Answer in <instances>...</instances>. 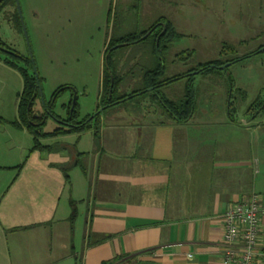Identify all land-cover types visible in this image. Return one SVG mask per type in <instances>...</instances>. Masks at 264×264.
<instances>
[{"label": "rangeland", "instance_id": "374dc122", "mask_svg": "<svg viewBox=\"0 0 264 264\" xmlns=\"http://www.w3.org/2000/svg\"><path fill=\"white\" fill-rule=\"evenodd\" d=\"M16 1L21 6L29 43L15 20L16 7L13 4H9L6 11L0 14V37L23 57H29L30 63L6 53L0 54V264L31 262L32 254L36 253L29 247L37 243V239L44 238L45 243L48 242L47 231L46 236L43 234L38 238V231L31 228L39 225L40 220L48 224L66 213L71 201V177L82 184L85 180L81 165L73 166L75 171L69 170V180L62 172L63 185L57 180L60 181V177L42 168L52 161H62V157L60 154H50L46 149L35 148L34 135L16 123L18 93L24 86L20 69L33 71L35 66L41 78V99L37 100L36 108L42 110L58 87L69 86L71 89L61 91L54 105L55 113L67 114L65 107L74 92L79 118L93 114L101 104L105 49L112 33L123 34L122 29L142 30L161 16H167L184 34L173 43L164 77L184 74L209 60H230L251 54L246 60L229 65L222 75L195 74L197 107L192 118H229L228 75H232L233 115L237 125L243 126V155L250 154L252 150L260 153L257 177L264 188V135L259 139V134L264 133V113L261 112L254 121L258 128L250 129L244 124L247 120L253 121L252 111L247 108L256 98L264 97V51L260 52L261 46L264 48V0ZM144 45L125 46L116 52L128 50L133 55H141ZM182 50L186 51L181 53ZM144 55L142 59H131L127 64V57L122 60L120 70L127 73L116 96L143 86L148 68L145 61L150 56ZM9 61H13L15 66ZM189 82L187 77L173 81L162 87V93L170 99H181ZM245 90L247 96L243 100ZM140 100V97H136L104 107L101 118L107 119V136L112 129L118 128L112 127L114 124L109 123L108 118H167L160 116L164 108L159 103H152L151 107L156 112L151 116L150 109L144 111V102L149 101L145 100L140 105ZM58 121L49 115L45 130L52 131L59 125ZM119 130L122 129L116 132ZM93 138L94 131L89 130L40 137V143L55 148L64 147L65 143L67 147L61 151L70 156L74 155V151L90 149ZM109 143L105 139L102 146L107 148ZM57 205L59 212L55 214L53 212ZM80 222L79 218L77 227H80ZM20 246L21 250H14Z\"/></svg>", "mask_w": 264, "mask_h": 264}, {"label": "crops", "instance_id": "0c3cea01", "mask_svg": "<svg viewBox=\"0 0 264 264\" xmlns=\"http://www.w3.org/2000/svg\"><path fill=\"white\" fill-rule=\"evenodd\" d=\"M144 104L153 116L152 104ZM228 114L227 120L186 122L164 110L160 116L167 118H108L118 127L108 136L102 118L101 146L108 139L107 148L95 149L93 140L90 149L74 155L61 151L65 143L49 152L62 161L42 168L60 177L61 185L62 170L54 164L65 163L73 171L78 158L86 167L83 184L71 177L69 197L78 212L72 221L70 201L55 221L40 220L32 227L38 238L47 231L48 242L37 239L29 247L36 254L23 264H101L122 254L129 259L122 264H239L225 259L223 214L264 188L257 177L260 153L243 155V126ZM255 120L244 124L256 129ZM259 245L264 248V220Z\"/></svg>", "mask_w": 264, "mask_h": 264}, {"label": "trees", "instance_id": "16d2710c", "mask_svg": "<svg viewBox=\"0 0 264 264\" xmlns=\"http://www.w3.org/2000/svg\"><path fill=\"white\" fill-rule=\"evenodd\" d=\"M9 4L15 5V20L22 30L23 27L15 0H0V13ZM122 30L123 34L118 32L112 33L106 43L105 59H107V61L105 60L104 73L100 87L101 104L99 105L98 110L102 107L108 108L111 105H115L117 103L116 101L120 103L119 100L121 99L126 101L140 97L141 100L138 102L140 105H143L142 102L145 100L149 101V105L157 102L164 108V111L169 117L175 118L179 122H186L189 118L194 116L197 107L194 87L195 74L200 73L205 76L210 74L222 75L221 73L224 72L225 69H228V67L223 68L222 70L219 66L225 64V62L230 61V63L233 64L236 61H244L251 56L250 54H245L242 57L230 60H209L195 68H191L184 74L181 73L164 77L167 69L166 62L168 57H170L173 43L176 40H180L184 34L178 31L175 24L169 20L167 16H161L152 25L139 31ZM138 43H144L145 45L142 47L141 52L145 55H150L145 61V67L148 68L144 74L143 86L131 91L130 93L116 96V93L119 92L121 83L125 79V74L127 73H122L120 70L122 60L127 57L125 63L127 64L131 59H136L138 61V59H142L141 57L143 56V54L133 55V53L128 50L123 52L116 51L119 48L125 46L130 47ZM185 51L186 50H182L181 53H184ZM1 53L15 56V59L25 60L30 63L29 57H23L19 52L7 45L0 37V54ZM178 55H180V53H178ZM9 63H11L12 66H15L13 61H9ZM20 70L23 75L24 86L22 91L18 93V120L16 123L18 126L28 129V131L34 135L35 148L46 149L48 152L58 151L60 149L59 147L55 148L50 145H42L40 143V137L81 133L88 130L94 131L95 149L101 148V113L96 115V118H90L92 115L91 113L87 114L83 118H79L78 102L73 98L74 92H72L73 95L68 104H66L68 116L66 118H62V116L56 114L54 111V105L56 104L58 97L61 95V91L69 89V86L58 87L53 92L51 100L44 104L42 110L36 108L37 100L41 99V93L34 68L33 71L27 68H21ZM184 77H187L190 82L186 86L183 98L174 100L166 97V95L162 93L163 86ZM228 80L230 83L229 88H233L232 75H228ZM246 96L247 92L245 90L243 91V100L246 99ZM74 101L75 104L73 106ZM230 105V115L234 118L233 110L235 109V106L232 99L230 101ZM49 115H52L56 120H64L66 123L60 122L59 125H57L52 131H46L45 127ZM74 164H80L78 158ZM54 165L61 169L66 179L69 180L70 166L65 163H57ZM81 167L86 173L85 165H82ZM71 207L72 213L70 219L73 221L78 212L76 200H71ZM124 257H126V255L122 254L112 259L105 260L101 264H122L125 261H129V259L123 260Z\"/></svg>", "mask_w": 264, "mask_h": 264}, {"label": "built area", "instance_id": "2783aa9c", "mask_svg": "<svg viewBox=\"0 0 264 264\" xmlns=\"http://www.w3.org/2000/svg\"><path fill=\"white\" fill-rule=\"evenodd\" d=\"M264 220V193H252L237 201L223 214L224 243L227 262L264 264V248L260 247V230Z\"/></svg>", "mask_w": 264, "mask_h": 264}, {"label": "flooded vegetation", "instance_id": "af4514ba", "mask_svg": "<svg viewBox=\"0 0 264 264\" xmlns=\"http://www.w3.org/2000/svg\"><path fill=\"white\" fill-rule=\"evenodd\" d=\"M6 11V8L5 9H3V11L0 13V14H2V13H4ZM262 48H263V46H261ZM264 51V50H263ZM263 51H260V52H263ZM251 55V54H250ZM226 63H230V62H226ZM225 63V64H226ZM225 64H223V65H225ZM223 65H221V66H223ZM229 65H231V63L229 64ZM228 65V66H229ZM221 66H219V68L221 67ZM228 66H226V67H228ZM226 67H224V68H226ZM223 69V68H222ZM196 72V71H195ZM194 72V73H195ZM40 89V88H39ZM40 93H41V91H40ZM232 93H233V88H232ZM232 93H231V97H230V99H229V96H228V99H229V102H228V106H229V110H230V108H231V105H230V101H231V99H232ZM229 95H230V88H229ZM261 96V95H260ZM263 96H261V97H258V98H256L255 99V101L251 104V106H249L248 108H247V110L248 111H252V117H253V120H255L257 117H258V115H260V113L261 112H263V110H264V97L262 98ZM66 108V107H65ZM67 109V108H66ZM101 109V108H100ZM99 109V110H100ZM104 109V107H102V110ZM98 109H97V113L95 114V113H93V114H95L92 118H96V115H98L99 113H101V111H99ZM229 113H230V111H229ZM264 113V112H263ZM92 114V115H93ZM59 115V114H58ZM91 115V116H92ZM60 116H62V118H66L67 116H68V111H67V114L66 115H60ZM231 116V115H230ZM83 118V117H82ZM230 118H232V117H230ZM66 123V122H65Z\"/></svg>", "mask_w": 264, "mask_h": 264}, {"label": "water", "instance_id": "95a60500", "mask_svg": "<svg viewBox=\"0 0 264 264\" xmlns=\"http://www.w3.org/2000/svg\"><path fill=\"white\" fill-rule=\"evenodd\" d=\"M16 2H17L16 5H17L18 12H19L20 20H21V23H22V27H23L24 35H25L26 40H27L28 43H29V37H28L27 29H26V26H25V23H24V19H23V16H22L21 6H20V4H19L18 1H16ZM163 24H164V23H163ZM263 50H264V48L261 49V51H263ZM30 52H31V48H30ZM106 61H107V59H106ZM32 62H34L33 58H32ZM229 64H230V63H226L225 65L221 66L220 68H224V67L228 66ZM34 72H35V75H36V78H37L38 86H39L40 91H41V87H40V78H39V74H38V72H37L35 66H34ZM41 92H42V91H41ZM231 93H232V87L230 88L229 99H230V97H231ZM119 101H120V102H121V101H124V99H121V100H119ZM74 104H75V101L73 102V106H74ZM99 111H102V108H101ZM96 113H97V112H95V114H96ZM95 114H93L90 118H92ZM59 122H61V123H65V121H64V120H61V119L59 120Z\"/></svg>", "mask_w": 264, "mask_h": 264}]
</instances>
